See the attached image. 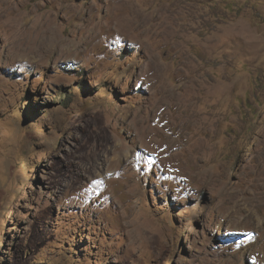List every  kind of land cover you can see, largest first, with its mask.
Returning a JSON list of instances; mask_svg holds the SVG:
<instances>
[{
	"label": "rangeland",
	"instance_id": "rangeland-1",
	"mask_svg": "<svg viewBox=\"0 0 264 264\" xmlns=\"http://www.w3.org/2000/svg\"><path fill=\"white\" fill-rule=\"evenodd\" d=\"M0 264H264V0H0Z\"/></svg>",
	"mask_w": 264,
	"mask_h": 264
},
{
	"label": "bare ground",
	"instance_id": "bare-ground-1",
	"mask_svg": "<svg viewBox=\"0 0 264 264\" xmlns=\"http://www.w3.org/2000/svg\"><path fill=\"white\" fill-rule=\"evenodd\" d=\"M15 25V24H14ZM14 27V26H13ZM18 31V30H17ZM34 31V29L32 30ZM44 32V31H43ZM18 33V32H16ZM24 33V32H23ZM19 38L22 40V43H19L18 45V51L21 53H25V52H29V50L31 49V41L30 39H32L31 37H29L28 35H23L21 31H19ZM25 34V33H24ZM29 34V33H28ZM31 34V33H30ZM33 34V33H32ZM33 37V36H32ZM35 37V36H34ZM33 44V43H32ZM42 44V43H41ZM36 49V48H35ZM39 49V48H38ZM17 51V53H18ZM32 51V50H31ZM16 52V51H15Z\"/></svg>",
	"mask_w": 264,
	"mask_h": 264
},
{
	"label": "trees",
	"instance_id": "trees-1",
	"mask_svg": "<svg viewBox=\"0 0 264 264\" xmlns=\"http://www.w3.org/2000/svg\"><path fill=\"white\" fill-rule=\"evenodd\" d=\"M61 93H62V92H61ZM63 95H64V94H63ZM64 96H65V97H67L68 95H67V94H65Z\"/></svg>",
	"mask_w": 264,
	"mask_h": 264
}]
</instances>
